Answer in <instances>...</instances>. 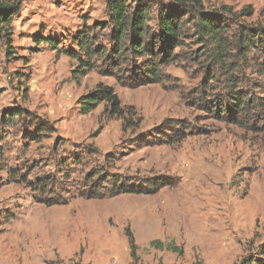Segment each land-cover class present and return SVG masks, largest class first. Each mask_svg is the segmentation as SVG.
<instances>
[{
	"label": "rangeland",
	"instance_id": "rangeland-1",
	"mask_svg": "<svg viewBox=\"0 0 264 264\" xmlns=\"http://www.w3.org/2000/svg\"><path fill=\"white\" fill-rule=\"evenodd\" d=\"M19 1L12 48L0 41V264H131L127 231L138 264H240L252 256L264 242V122L256 104L264 93L255 88L264 85V54L252 53L250 69L235 72L252 103L243 114L227 108L228 90L210 82L207 64L195 61L202 48L191 40L176 50L181 59L163 66L158 83L129 89L93 71L78 84L79 63L66 52H78L74 38L85 26L108 21L106 0ZM203 1L209 13L251 7L253 16L239 26L264 27V0ZM231 15L224 17L230 25ZM150 25L157 28L156 13ZM102 34L97 44L106 45ZM50 38L59 41L60 56ZM101 82L118 94L126 132L106 104L80 114L78 100ZM15 107L30 116L6 126L2 114ZM47 121L56 131L38 138L37 126ZM107 154L115 162L106 165ZM93 173L95 183L110 175L101 181L109 191L113 176L168 184L156 194L88 200L80 193ZM56 201L67 204L47 205ZM154 241L174 242L181 252Z\"/></svg>",
	"mask_w": 264,
	"mask_h": 264
},
{
	"label": "trees",
	"instance_id": "trees-1",
	"mask_svg": "<svg viewBox=\"0 0 264 264\" xmlns=\"http://www.w3.org/2000/svg\"><path fill=\"white\" fill-rule=\"evenodd\" d=\"M21 5L22 2L19 0L0 3V41L5 42L9 49L13 44V19L20 13ZM106 5L108 21L94 27L85 26L74 38L78 52H66L79 63L74 77L78 84L81 77L93 71H98L104 77H112L120 86L129 89L158 83L162 77L163 66L180 58L181 54H177L176 50H182L186 41L191 40L193 44L202 48V56H195V61L202 59L207 64L210 82L221 80L228 90L227 108L238 114H243L247 110L249 97L244 96L240 89L242 76L236 74L241 68L250 69L252 53L264 54V27L258 24L245 28L239 26L241 19L253 16L251 7L236 13L231 7L222 6L219 11L209 13L206 12L203 0H177L170 4L155 3L152 0H106ZM155 13L157 28L153 29L150 23ZM225 13L232 14L234 21L232 25L224 18ZM103 32H107L105 35L107 44H97ZM44 40L57 51L58 56L62 54L59 50V41L52 38ZM36 42L42 43L38 38ZM262 56L263 60L258 64L260 69L258 73L264 76V55ZM94 58L101 62L99 66ZM255 88L263 90L264 93L263 84H256ZM102 104H106L107 113L123 120V131L126 132L130 128V121H126L121 100L113 86L101 82L94 90L81 96L77 103L83 116L91 114ZM256 104L261 110L260 119L264 122V98L258 100ZM224 110L218 109L222 113ZM25 115L30 116V113L15 107L4 112L1 120L6 126H12ZM240 120L246 122L244 117ZM100 130L102 128L92 136H98ZM48 131H56L49 121L37 126L36 135L39 138ZM62 140L60 138L58 142ZM113 162H115L113 154H107L104 163L109 165ZM97 176V173H93L86 178L85 186H89V189L81 192L80 197L90 200L114 197L127 192L156 194L168 184L166 181L159 183V179L152 181L151 184H131L121 181L118 176H113L110 180L112 189L109 191L102 186L101 181H105L110 175L101 177L100 183H95ZM40 182L39 180L38 183ZM58 204L66 205L67 201L47 203L49 206ZM126 235L131 250V264H138V247L133 234L127 231ZM156 245L160 249L181 252L174 242L168 245L160 241L152 242V246ZM240 264H264V242L256 248L252 256L245 257Z\"/></svg>",
	"mask_w": 264,
	"mask_h": 264
}]
</instances>
